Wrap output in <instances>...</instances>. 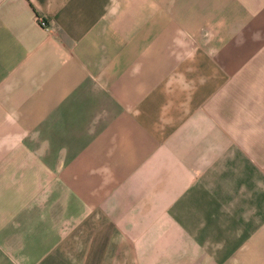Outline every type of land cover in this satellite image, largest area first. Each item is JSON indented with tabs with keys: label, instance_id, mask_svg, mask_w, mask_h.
Here are the masks:
<instances>
[{
	"label": "crops",
	"instance_id": "obj_1",
	"mask_svg": "<svg viewBox=\"0 0 264 264\" xmlns=\"http://www.w3.org/2000/svg\"><path fill=\"white\" fill-rule=\"evenodd\" d=\"M0 264H264V0H0Z\"/></svg>",
	"mask_w": 264,
	"mask_h": 264
},
{
	"label": "built area",
	"instance_id": "obj_2",
	"mask_svg": "<svg viewBox=\"0 0 264 264\" xmlns=\"http://www.w3.org/2000/svg\"><path fill=\"white\" fill-rule=\"evenodd\" d=\"M41 25H44L43 22H40Z\"/></svg>",
	"mask_w": 264,
	"mask_h": 264
}]
</instances>
